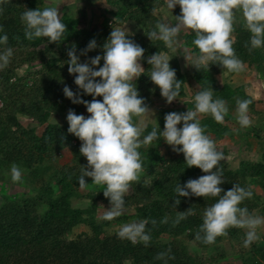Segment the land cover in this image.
I'll return each instance as SVG.
<instances>
[{
	"label": "trees",
	"instance_id": "16d2710c",
	"mask_svg": "<svg viewBox=\"0 0 264 264\" xmlns=\"http://www.w3.org/2000/svg\"><path fill=\"white\" fill-rule=\"evenodd\" d=\"M40 4V0H10L3 5L4 10L0 14V25L8 36L7 44L0 46V50L11 47L14 53L9 65L0 70V176L6 184L10 167L15 163L22 169L21 179L30 191V194L20 197H10L0 191V264H165V260L167 264H219L226 261L223 253L218 256L205 255L199 250L207 251L223 242H240L245 235L240 228L233 227L227 230L226 236L217 237L213 244L195 240V234L202 224L203 210L218 198L176 196L174 189L177 183L183 186L189 179H197L205 173L197 167H187L182 153L172 156L164 153L163 146L168 144L162 137L139 149L142 171L125 195V209H133L132 214L98 222L99 205L110 206L108 198L103 195L104 186L94 185L83 195L77 181L81 166L87 167V159L79 151L82 142L67 131L69 125L66 116L69 110L78 115H83L87 110L83 104H74L66 98L63 88L69 87L81 99L89 102L93 97L85 95L74 83L75 75L68 72V52L75 48L79 61L102 56L103 45L113 26L108 15L115 18L116 26L134 24L138 32L130 39L144 49L140 60L144 75L133 83H136L140 96L151 109L163 97L148 76L151 65L147 60L153 54L168 53L170 50L162 41L150 40L147 34L158 21L162 22L157 11L166 5L165 1L106 0L104 21L101 23H93L84 10L75 15L64 13L61 21L65 23L66 31L64 38L58 42H49L45 37L33 40L25 38L21 13L25 9L42 8ZM180 11L176 9L177 14ZM234 13L232 38L235 53L245 67L264 74V48L249 50L246 45L250 33L242 13L235 9ZM194 39L195 33L191 30L184 33V45L190 48L192 54L190 77L198 86L197 92L212 88L213 98L223 99L228 108L222 123L216 122L211 115H200L201 126L216 142L217 150L227 155L225 147L218 146V142L233 134L231 122L239 124L236 101L251 100L248 114L257 113L256 104L243 86L221 85L217 79L222 73L235 76L239 72H229L218 64L195 68L194 61L200 53L193 44ZM92 40H95L97 47L85 51ZM169 64L176 72V79L181 82L176 101L183 100L187 96L189 78L176 57L173 56ZM102 65L103 60L99 67ZM23 69L25 73L20 75L19 71ZM96 99L102 100V97ZM188 109L194 110V104L176 112L185 113ZM168 113L171 111L159 113L156 128L159 127L160 131L164 129V118ZM53 114L64 115L65 122L51 123ZM20 117L34 121L35 125L25 127ZM138 118L133 117L134 124ZM41 127H44V131L39 135L38 129ZM154 127L149 125L141 138ZM259 134L261 132L256 134L257 139H261ZM65 151L72 158L70 163L61 164L60 158ZM218 167L223 171L224 183L221 187L225 191L234 184L251 187L253 197L243 201L240 206L247 207L250 214L258 209L264 217V196L257 192L260 189L264 193V156L258 162L241 161L238 169L225 160L220 161ZM90 181V177H85L86 184ZM83 199L89 201L86 208L74 205L75 200ZM176 199L180 200L179 205L175 204ZM189 208L194 209V214L178 224L174 223L177 212H185ZM143 219L149 221L146 231L151 239L147 245L143 242L133 244L118 238L117 233L107 232L115 225ZM165 219L167 222H162ZM152 220L156 221L155 226L151 224ZM81 225L86 226L89 232L69 239L73 230ZM192 245L195 247L193 250ZM249 248L248 252L236 255L239 263L264 264V236ZM160 253H167L165 259H157Z\"/></svg>",
	"mask_w": 264,
	"mask_h": 264
},
{
	"label": "clouds",
	"instance_id": "9594fccd",
	"mask_svg": "<svg viewBox=\"0 0 264 264\" xmlns=\"http://www.w3.org/2000/svg\"><path fill=\"white\" fill-rule=\"evenodd\" d=\"M8 2L10 0H0V14L4 10L3 5ZM166 3L170 10L177 5L180 7V14L174 17L175 23L158 21L147 36L175 50L176 38L182 30L194 32L193 44L200 53L194 61L196 69L218 64L229 72L243 70V61L233 48L234 9L240 10L250 33L246 45L249 50L264 48V0H166ZM20 18L28 40L45 37L49 42H58L64 38L66 26L56 7L25 9ZM130 35L127 29L112 26L103 45V55L92 58L90 64L79 62L75 48L68 52L69 74L75 75L74 83L85 95L93 97L89 102L81 99L69 87L63 88L66 98L74 104H83L90 114L86 118L69 110L66 116L69 125L67 131L82 142L79 151L87 159V167L81 166L82 171L77 178L79 187L84 189L89 186L85 177L91 178L90 185H103V195L108 198L110 208L104 211L102 219L112 221L121 216L125 209V195L142 171L139 149L162 137L174 152L183 154L187 167L194 166L205 173L197 179H189L183 186L177 183L174 189L176 196L218 198L203 210L202 224L195 234V240L213 244L217 237L226 236L227 230L234 227L247 230L243 247H249L259 239L257 229L264 225V217L253 216L247 207L240 206L243 201L253 197L251 187L234 184L227 191L221 187L224 183L223 171L218 165L226 157L205 133L199 118L200 115H211L216 122L222 123L228 113L226 102L221 98L214 99L213 89L205 88L195 94L194 110L166 114L163 131L154 127L141 138L143 126L134 124L133 117L141 118L142 122L150 109L133 82L144 75L140 63L144 49L129 39ZM7 41L8 36L0 25V46L6 45ZM96 47L95 40H92L85 51ZM13 54L11 47L0 50V70L9 65ZM101 60L103 65L97 69ZM169 61L162 53L153 54L147 60L151 65L150 80L160 89L166 102L171 104L180 95L181 82L176 79V72ZM96 97H102V100ZM250 104L249 99L236 101V118L242 128L251 125L248 114ZM9 171L12 182L21 180L22 169L18 165L13 163ZM175 204L179 205L180 200L176 199ZM193 214V208L177 212L174 223L178 224ZM148 223L147 219H143L121 224L117 236L133 244L143 242L147 245L151 239L146 231ZM151 224L155 226L156 221L152 220ZM166 255L160 253L157 259L163 260Z\"/></svg>",
	"mask_w": 264,
	"mask_h": 264
},
{
	"label": "rangeland",
	"instance_id": "374dc122",
	"mask_svg": "<svg viewBox=\"0 0 264 264\" xmlns=\"http://www.w3.org/2000/svg\"><path fill=\"white\" fill-rule=\"evenodd\" d=\"M41 6L43 7H56L58 9V12L60 14V18L64 13H69L72 15L77 14L78 11L84 10L87 12L89 19L93 23L103 22L104 17V6L106 5V0H40ZM166 3V0H163ZM176 9H180V7L177 5L174 9L170 10L167 8V3L165 6H163L161 9L157 11V16L163 23H175V16H178L179 14L176 13ZM237 12H240V10L235 9ZM109 18H111V21H113V27H116L114 24V17L108 15ZM111 25V23L109 24ZM123 29H127V31L131 34L128 38H132L135 33L138 32L137 27L134 24L126 23L122 26ZM112 30V28H111ZM187 30H182L178 37L176 38V45L175 50L169 49L170 51L165 54L169 60L172 59V57H176L182 67V71L187 74L189 78V83L186 85V98L183 100L176 101L174 100L171 104H168L166 100L163 98L160 102H157L154 104V106L150 109V113L147 114L145 117H143V120L141 122V118H138L135 124L138 126H143V131L149 126L153 125L155 127L158 126V117L159 113L161 111H171L176 112L180 109H187V106L194 104V96L198 91V86L196 83L192 80L190 77V65L192 63V54L190 48L184 45V33ZM55 46H57L55 44ZM80 63H89L90 60L86 61H79ZM91 66V65H90ZM142 66V65H141ZM97 69L99 67L96 66ZM143 67V66H142ZM25 69L22 71H19L20 75H23L25 72ZM219 83L221 85L223 84H229L232 87H241L243 86L245 88V92L247 95H249L253 101L256 104V114H249V117L251 119V125L246 128H242L239 124H236L235 122L230 123L231 129H233V134L224 140H221L218 142V146H223L227 150V155H225V162H227L230 166H232L234 169H238L240 166L241 161H251V162H258L262 159L264 156V74H260L258 71H256L253 68H247L244 66L242 71H239V73L235 76H230L227 73H222L218 75L217 77ZM86 118L90 115L87 113V111L83 114ZM200 118V117H199ZM21 123L27 127H33L35 124L34 121L20 117ZM51 123H63L65 122V117L62 114H53L50 118ZM180 127V125H178ZM245 129V130H244ZM44 131V127H41L38 129V134L42 135ZM258 132H261L259 136H261V139L256 138V134ZM162 151L166 153L168 156H172L176 154L177 152H174L172 150V147L169 145H164ZM71 155L68 151H65L62 153L61 156V164H68L71 161ZM3 177L0 176V191L2 194H6L10 197H20L24 195L30 194V191L25 187V184L23 180L21 179L18 182H12L10 176L5 179L6 184L4 181H2ZM9 182V183H8ZM92 181L88 182L89 186L81 189V193L83 195L87 194L89 189L88 188H94V185H90ZM258 194L264 196V193L258 189ZM32 194V193H31ZM74 205L76 207L80 208H86L89 204V201L87 199H83L81 201L75 200ZM102 206V207H101ZM110 206H106L104 204L99 205V210L97 214V221H102V216L105 210H108ZM134 211L133 209L124 210L122 214L130 215ZM253 216H262L261 212L257 209L253 214ZM136 221L131 220L129 222ZM128 223V222H127ZM120 225H115L111 228L107 229V232L109 234L117 233L119 230ZM242 233L245 235L246 229H240ZM83 232H89V229L84 226H78L76 227L73 232L68 236L69 239H75L78 235H80ZM257 234L259 236V239L256 241H261L264 236V225H261L257 229ZM244 236H242L240 242H223L217 246L212 247L211 249L207 251H201L202 254L207 255H219V254H225L226 261H221L219 264H240V260L236 258V255L240 252H248L249 247L245 248L243 247V240ZM167 241L168 239L165 238ZM227 241V240H226ZM192 250L195 249V247L191 246Z\"/></svg>",
	"mask_w": 264,
	"mask_h": 264
}]
</instances>
